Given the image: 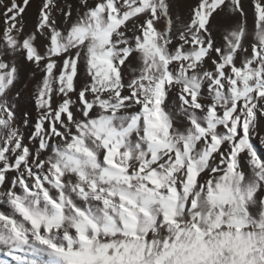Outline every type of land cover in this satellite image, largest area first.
Masks as SVG:
<instances>
[{
    "label": "snow or ice",
    "instance_id": "snow-or-ice-1",
    "mask_svg": "<svg viewBox=\"0 0 264 264\" xmlns=\"http://www.w3.org/2000/svg\"><path fill=\"white\" fill-rule=\"evenodd\" d=\"M0 264H264V0H0Z\"/></svg>",
    "mask_w": 264,
    "mask_h": 264
},
{
    "label": "rangeland",
    "instance_id": "rangeland-1",
    "mask_svg": "<svg viewBox=\"0 0 264 264\" xmlns=\"http://www.w3.org/2000/svg\"><path fill=\"white\" fill-rule=\"evenodd\" d=\"M31 17H29V19H30ZM257 143H258V141H257Z\"/></svg>",
    "mask_w": 264,
    "mask_h": 264
}]
</instances>
